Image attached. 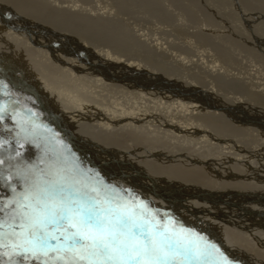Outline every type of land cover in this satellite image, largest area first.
<instances>
[{
  "label": "rangeland",
  "instance_id": "1",
  "mask_svg": "<svg viewBox=\"0 0 264 264\" xmlns=\"http://www.w3.org/2000/svg\"><path fill=\"white\" fill-rule=\"evenodd\" d=\"M74 3L76 0H0V18L3 22L0 24L4 25V28L7 25V33L12 35H9L10 37L26 39L27 43L39 45L38 48H41L46 56L71 61L69 68L73 70L81 67V69H86L90 75L101 74L97 77L103 80L102 83L108 84L109 82L105 73L115 75V77H128L130 78L129 84L132 80H136L137 75H125L124 73V65L129 61L139 63L138 71L154 72L159 74L161 80L179 82L182 88L185 87L184 92L180 86H169L168 83V85L160 83L164 81H157L154 91L147 90L154 94V98L164 95L169 103L173 104L171 110L176 112L164 113L156 103L151 102L146 103L149 110L153 111L162 122L170 119L168 123L179 124V126H169L167 129L160 124L146 122V127L151 124V128L147 127L148 133H153L155 130L156 133H153L155 137L157 134L167 132L164 135H170L171 138L175 134L176 139L174 140L176 141L162 144L155 141L152 145L117 143V147L111 146V148L102 145L104 150L101 148L103 153L101 150L100 152L105 179L113 183L119 182L124 185L129 183L136 188L139 186V189L152 190V194H156L155 198L158 197L161 204L164 207L167 206L168 212L165 213H170L169 215L175 221L185 227L187 226L185 222L189 221L188 224H191V219L204 222L210 214L227 213L228 216L231 214L229 218L232 219L235 228L242 229L246 235L254 234L258 239H264V0H88V2L80 0L76 5ZM14 8H19L21 11H16ZM102 12L111 13L103 15ZM59 41L60 43L57 44ZM125 41H129L128 44ZM47 44L50 46L48 47ZM132 44L137 45V50ZM107 51L114 53H112L113 58L106 53ZM147 52L151 56H156L155 59L159 58L164 61L169 59L172 64L171 66L169 61L167 62L168 66H171L169 68L175 66L178 72L168 71L164 66L165 72L158 64L148 62L145 56ZM135 54L140 60L142 58L143 62L136 59ZM132 56L134 57L130 59ZM81 69L79 73L83 74ZM100 70H103V74ZM74 71L76 73L79 70ZM128 73L135 74L133 71ZM110 78L113 77L110 76ZM115 84L117 82H112L106 87L113 93L116 90L122 92V90L135 88L130 86V88L119 89ZM135 91H138L137 88L132 92ZM141 95L142 99H145L144 95ZM127 96L125 98L134 99ZM206 96H212L215 102H207L204 100ZM107 97L106 104L113 102L110 96ZM0 98L8 103L15 101L16 97L0 95ZM125 98H120L123 104H127ZM148 100L154 101L153 99ZM140 103L144 104V101ZM141 104H139L140 107H142ZM135 115L137 116V113ZM211 116L218 118L215 120ZM126 119H128L127 115ZM40 120L47 121L41 114ZM138 120L141 119L138 118ZM4 123L14 126L11 120H5ZM53 124L56 123L53 122ZM194 128H198L195 138L190 134ZM185 129L190 131L186 133ZM139 132L142 134L144 131ZM178 132L180 134H177ZM60 137L62 138L63 134H60ZM84 140L91 144L95 143L92 139ZM86 150L90 151L89 148ZM117 154L119 156L121 154V157H125L128 161L118 164ZM143 157L152 159L146 160ZM161 162L162 168L159 166ZM172 164L174 167H171ZM164 165H168L167 168ZM175 167L178 170L181 168L191 170L198 167L197 170L203 171L201 172L203 176L184 178L183 181L177 180V183H169L170 177H165L166 175H162L161 171L163 169L167 174L171 168ZM207 171L216 172L214 181L206 178L204 172ZM165 191L167 194L170 193L166 195ZM5 195L7 194L0 191V196ZM187 197H190L189 200ZM150 207L155 208L151 205ZM202 208L204 209L201 210ZM184 209L192 210L185 212ZM185 216L188 219L180 222L182 220L179 217ZM227 226L232 227L233 225L227 223Z\"/></svg>",
  "mask_w": 264,
  "mask_h": 264
},
{
  "label": "snow or ice",
  "instance_id": "2",
  "mask_svg": "<svg viewBox=\"0 0 264 264\" xmlns=\"http://www.w3.org/2000/svg\"><path fill=\"white\" fill-rule=\"evenodd\" d=\"M5 120L14 126L0 138V264H227L207 237L79 163L33 108L0 100Z\"/></svg>",
  "mask_w": 264,
  "mask_h": 264
},
{
  "label": "bare ground",
  "instance_id": "3",
  "mask_svg": "<svg viewBox=\"0 0 264 264\" xmlns=\"http://www.w3.org/2000/svg\"><path fill=\"white\" fill-rule=\"evenodd\" d=\"M79 1L80 0H76V3H78ZM87 2H88V0H87ZM40 3H42V2H40ZM76 3H74V4L76 5ZM46 4H48V3H46ZM81 4H82V2L80 3V6H81ZM42 5H43V3H42ZM55 5H57V4L55 3ZM1 6H3V5H1ZM23 7H24V5H23ZM72 7H73V5H72ZM86 7H88V5ZM94 7H95V5H94ZM46 8H48V7H46ZM84 8H85V6H84ZM14 9L16 11H21V9H19V8H14ZM29 9L30 8H28V11H30ZM96 9H97V7H96ZM126 9H127V7H126ZM127 10H129V9H127ZM32 12H33V10H32ZM98 12H101V11H98ZM110 13L111 12H109V14L106 13V12L105 13L102 12L103 15L104 14L110 15ZM145 13H147V12H145ZM125 14H126V12H125ZM88 16H87V18H88ZM96 17H97V15H96ZM102 18H100V19L102 20ZM105 19H107V18H105ZM163 19H165V18H163ZM94 20H97V19H94ZM102 22L104 23L105 21H102ZM118 22H119V20H118ZM165 22H166V20H165ZM0 23L3 24V22H1V18H0ZM111 24L113 26V23H111ZM97 25H98V23L96 24V26ZM3 26L0 24V49H1V51H0V61H1L0 62V80L5 82V84L7 85V89H0V90L11 92L12 95L16 97L15 101L19 102V106L21 108H24V107L33 108L36 112H39L43 116V118H45V120H47V121L43 122L44 124L49 125L52 129H54L59 134H63V137L62 138L60 137V138L76 154V157H78V159H79V163H81L82 165H84V166H86L88 168L93 169L96 173H99L100 177L103 180H105L107 183L114 184V185H116V186H118L120 188L130 189L131 193H133V194L139 196L141 199L145 200L148 203L149 206L151 205V206H153L155 208L159 207V209L162 210V212H168L167 211V206L164 207L161 204L160 199L158 197H157V199H159V200H157L155 198L156 194L153 195L152 192H151L152 190L150 191L148 189H142V188H141L142 189L141 190V189H139V186H138V188H136V186L134 187L132 184H129V183H128V185H124V184L119 183V182L118 183H116V182L113 183V182H111L109 180H106L105 177H104V171L102 169V160L103 159L101 157V152H102L101 148L104 150L102 145L104 147L108 146L110 148H111V146L117 147V145H118L117 143H119V144L126 143V144H129V145L132 144V143H135L137 145H141V144L152 145V143L155 142V141L157 143H161V144L162 143H166V142L171 143V141L175 142L176 141V140H174V139H176L175 134H174V137L171 138L170 135H166V136L164 135L167 132L163 133V134H157V135H155V137L153 135V133L154 134L156 133L155 130H154L153 133H150V134L148 133L147 127H150L151 124H148L147 127H146V124L149 123V122H151L153 124L154 123L155 124H160L162 126H165L167 129H169V126H171V127H173L174 125L175 126H179V124H177V123H168L170 121V119L165 120L166 122H162V121H160L157 118L156 115H154L153 111L149 110V107L146 105V103H150L151 102V103H154V104L156 103L158 105V107L164 113L169 112V111L176 112L173 109L171 110V107H172L173 104L169 103V101L167 100V98L164 95H162V96L160 95L161 97H156L155 96L156 98H154V96H153L154 94H152L150 92H147V90L154 91L156 89L155 88V82H157V81H164V82H160V83H162V84H164V83L167 84L168 83L169 86H173V85L180 86L181 84L179 82H173V81H170V80H166V81L164 79L161 80L159 74L157 75L154 72L147 73V72H144V71H138L137 67H139V63H133V62L130 63L129 61H127L125 63V65H124L125 66L124 73H125V75H134V76L137 75V79L136 80H132L131 84H129L128 80H130V78H128V77H126V78L115 77V75H110L109 73L106 74L105 70H104L105 76H106L107 80H109V82H108V84L105 83V82L102 83L103 80H101V79H99L97 77V76H100L101 74H96L95 73V76L94 75H90V73H88V71L86 69H81V67L80 68L79 67L74 68V70H79L78 72L75 73V71L73 69H71V67L69 68V66H70L69 63L71 61L61 60V59H58V57L50 58V57H48L49 55L46 56L45 55L46 53L44 54V52L41 50V48L40 49L38 48L39 45L37 46L35 43H31L29 41H28L29 43H27V42H25V40H26L25 38H24L25 40H23V39H19V38L10 37L9 35H11V34L8 35L7 30H6L7 25H6V28H4ZM100 26H102V25H100ZM104 26H106V25H104ZM223 28H224V26H223ZM69 29H71V28H69ZM14 30H16V29H14ZM14 30H12V31H14ZM23 30H25V29H23ZM160 30H162V29H160ZM29 31H31V29H29ZM70 31L72 32L74 30H70ZM122 31H124V30L122 29ZM125 32L128 33L127 31H125ZM165 32H163V33H165ZM10 33H13V32H10ZM24 33H26V32L24 31ZM146 33H147V31H146ZM78 34H79V32H78ZM171 34H174V33H171ZM16 35H17V33H16ZM160 35H162V34H160ZM167 35H168V32H167ZM80 36H81V34H80ZM131 36H132V33H131ZM33 37H35V36H33ZM39 37H37V38H39ZM162 39H164V38H162ZM30 40H32V39H30ZM47 40H48V38H47ZM34 41H36V40H34ZM89 41H91V40H89ZM128 42H126V44H128ZM130 42H132V41H130ZM144 42H146V41H144ZM58 43H60V41L57 42V44ZM62 44H64V43H62ZM48 45L49 44H47V46ZM132 45L134 46V44H132ZM51 46H53V45H51ZM136 46L137 45H135L134 47L136 48ZM42 47H44V46H42ZM134 47H133V50H134ZM84 50H85V48H84ZM136 50H137V48H136ZM66 51H67V49H66ZM108 51L106 53L113 58V56H112L113 52L111 53V52H108ZM134 51H132V52H134ZM211 52H213V51H211ZM145 56H146V60L148 62H150V63L154 62L155 64H158L162 68V71L164 69L165 72H166V68H164V66H166L168 71H171V72L175 71L174 73L178 72V70H177V68L175 66L172 67V68H169V67L172 66V64H170L171 61H169V59H167L166 61H164L163 59H159V58L155 59L156 56L155 57L151 56V54H149L148 52H147V55L145 54ZM133 57L134 56L130 57V59L133 58ZM199 57H201V56H199ZM136 59H139L138 56H137ZM141 60H142V58H141ZM141 60H140V62H143ZM168 61H169V65H171V66H168V63H167ZM83 63H84V61H83ZM186 66H187V64H186ZM144 67H146V66H144ZM216 68H217V65H216ZM80 69L83 71V74L79 73ZM127 69H129L128 72L133 71V72H135V74H129L127 72ZM205 71H207V70H205ZM100 72L103 74V70H100ZM110 76L113 77V78H110ZM201 76L202 75L200 74V77ZM112 82H117V84H115V85L119 89H124L125 87L126 88H128V87L130 88V86H132V87L134 86L135 88H137L138 91L132 92L135 89L134 88L133 90H129V89L122 90V92L120 90H116L113 93L112 91H110L106 87V85H111ZM118 84H120V85H118ZM119 86H121V87H119ZM180 87L185 92V87H183V88H182V86H180ZM230 87H232V86H230ZM238 89H240V88H238ZM155 93H156V91H155ZM141 94L144 95L143 97L145 99H142V95ZM12 95L9 96V97L11 98ZM119 95H122V96L119 97ZM127 95H129L130 98H134V99L125 98ZM191 95L193 96V94H191ZM107 96H110L111 99H113V102H110L109 104H106L108 102V97ZM120 98L121 99L125 98L127 104H123V102H122V100ZM247 98H248V96H247ZM148 99H153L154 101H151V100H148ZM6 100H8V99H6ZM204 100H206L207 102H212V101L215 102L213 100L212 96H206V97H204ZM254 100H252V101L254 102ZM140 101H144V104H141ZM216 102H218V101H216ZM139 104H141L142 107H144V108L140 107ZM206 107H208V106H206ZM178 109H180V108H178ZM125 112L126 113L128 112L129 114H126ZM136 113H137V116L135 115ZM207 113H211V112H207ZM233 114H235V113H233ZM126 115H127L128 119H126ZM171 115H173V114H171ZM217 116H219V114ZM217 116H215V117L211 116V118L213 117V119L216 120V118H218ZM138 118L141 119V120H138ZM218 120H220V119H218ZM53 122L56 123V124H53ZM168 124H171V125H168ZM5 125H7L8 128L12 127L8 123H4V125H0V138L8 140L13 135V133L8 131L5 128ZM162 126H160V127L163 128ZM161 128H158V129H161ZM142 130L145 133L143 132L141 134L139 132V131H142ZM184 131H183V133H185V132L187 133L190 130L189 131L186 130L185 132ZM180 132H182V130ZM180 132H178L177 134H180ZM158 133H160V132H158ZM197 133H198V128L192 129L191 133H190L191 137H194ZM226 133H228V132H226ZM168 134H169V132H168ZM83 138L84 139H88V140L92 139L96 144L93 143L94 144L93 145L91 143H88ZM126 146H128V145H126ZM5 147H7V145H5ZM87 148L90 149V151H89L90 154H89V152H87V150H86ZM100 150H101V152H100ZM113 150H115V149H113ZM20 151L24 152V159H26V160H34L36 158L37 154H38L37 153V149H35L31 145H26L25 148L24 149H20ZM78 151H80V152H78ZM131 152H132V150H131ZM138 152H140V151H138ZM80 153H82L83 156L80 155ZM109 154L110 153H108V155ZM126 155H128V154H126ZM143 155H145V154H143ZM91 156H93L95 158H92ZM102 156H103V154H102ZM151 157H152V155H151ZM151 157H148V158H151ZM158 157H160V156H158ZM128 158L130 160H132L131 157H128ZM136 159H138V158H136ZM144 159H146V157ZM185 159H188V158H185ZM116 160H117L118 164L119 163L122 164V163H124V161H128V160L125 159V157H121V154H120V156L118 155ZM160 160H162V158ZM172 162H170V163H172ZM172 165L173 166H171V165L170 166L174 167V164H172ZM125 166H127V165H125ZM159 166L162 168V162H161V164ZM164 166H166V165H164ZM167 166H166V168H167ZM207 166L209 168V165H207ZM197 168L196 169H191V170L181 168L180 170H178L177 167H175V168H171L169 170V172H167V174H166V171H164L162 169L161 174L162 175H166L165 177H170V182L167 181V183L168 182L169 183H177L178 181H183L184 178H189V177H191V178L195 177L196 178V177H199V176H203V175H201V172H203V171L202 170L199 171V170H197ZM131 169H133V168H131ZM133 171H134V169H133ZM135 171H138V170H135ZM128 172L130 173V170H128ZM204 173L206 174V178H211L212 181H214L213 179L216 178L215 176L217 175L215 171H209V172L207 171V172H204ZM139 174H140V172H139ZM147 176H149V175H147ZM151 178H152V176H151ZM133 180L134 179H132V181ZM163 180H164V178H163ZM150 182H152V181H150ZM158 182H159V179H158ZM152 183H154V182H152ZM162 186H163V184H162ZM132 187H134V188H132ZM150 187H148V188H150ZM157 188H159V187H157ZM165 190H167V189H165ZM0 191L3 192V193L8 194L7 189L2 187V186H0ZM156 191H159V190H156ZM153 193H155V192H153ZM165 193H166V195H168L170 192L167 194V192L165 191ZM213 193L214 192H212V195H214ZM235 193H236V190H235ZM174 195H176V194H174ZM181 195H183V194H181ZM187 195L189 196V194H187ZM171 197H172V195H171ZM189 198H188V200H189ZM206 207H208V206H206ZM203 209L204 208H202L201 210H203ZM184 210H185V212H188V211H190L192 209H190V210L184 209ZM223 211H224V209H223ZM215 214L216 215L210 214L209 218H206L204 222H202L201 220L200 221H198V220L193 221L191 219V224H188L189 221L185 222V224L187 225L186 227L187 228H192V229L197 230V231H200L198 233H200L203 236L207 237L208 240H210L214 244H216L219 247L220 251L227 257V264H264V239H262V238L258 239L254 234H250V235L247 234L246 235V233H244L242 231V229L235 228L234 227L235 225L232 223V219L229 218L231 216V214H230V216H228L227 213H223V214L222 213H215ZM176 216H178V215H176ZM179 219L182 220L180 222H183L184 219H188V218L185 216V217H179ZM227 223H229V224H231L233 226L232 227H228Z\"/></svg>",
  "mask_w": 264,
  "mask_h": 264
}]
</instances>
